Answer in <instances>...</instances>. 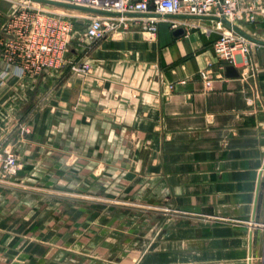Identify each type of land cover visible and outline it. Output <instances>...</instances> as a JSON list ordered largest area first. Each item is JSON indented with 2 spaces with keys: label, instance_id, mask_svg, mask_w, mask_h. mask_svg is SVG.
I'll return each mask as SVG.
<instances>
[{
  "label": "crops",
  "instance_id": "0c3cea01",
  "mask_svg": "<svg viewBox=\"0 0 264 264\" xmlns=\"http://www.w3.org/2000/svg\"><path fill=\"white\" fill-rule=\"evenodd\" d=\"M213 38L163 20L0 84V264H264V47L226 77Z\"/></svg>",
  "mask_w": 264,
  "mask_h": 264
},
{
  "label": "built area",
  "instance_id": "2783aa9c",
  "mask_svg": "<svg viewBox=\"0 0 264 264\" xmlns=\"http://www.w3.org/2000/svg\"><path fill=\"white\" fill-rule=\"evenodd\" d=\"M46 1L104 13L94 14L78 9L86 15L82 17L88 20L84 34L76 41L77 48L85 53L109 35L129 31L131 27L140 28L152 40L156 36L159 22L163 20H169L171 29L203 28L211 32H221L227 26L211 20L216 27L209 30V26L201 24L199 19H225L237 25V22L254 24L260 17L264 22V0ZM46 6L49 5L21 0L4 16L0 27V57L4 64L0 84L10 74L19 78H34L44 73H58L65 67L71 73H89L87 62L68 57L74 21L80 16L68 13L69 8L59 7L60 11H52ZM173 17L177 18L172 20ZM189 19L197 20L192 23ZM252 47V43L229 28L220 33L213 44V51L221 61V69L226 66L246 69L252 67L249 59ZM20 169L21 164L11 147L0 145V179L14 177Z\"/></svg>",
  "mask_w": 264,
  "mask_h": 264
},
{
  "label": "rangeland",
  "instance_id": "374dc122",
  "mask_svg": "<svg viewBox=\"0 0 264 264\" xmlns=\"http://www.w3.org/2000/svg\"><path fill=\"white\" fill-rule=\"evenodd\" d=\"M18 1H21V0L15 1V3L12 4V5H10V8H8V9H6V7L4 6V8L2 9L3 11H1L3 13V16H2L3 17V22H4V18H5L4 16L6 14H8L13 9L14 6H16L15 4H17ZM248 1H253V0H248ZM46 8H48L49 10H52V11H60L59 7H56V6L49 5V6H46ZM68 13H70L72 15H75V16H80L79 18L75 19V21H74V29H73L72 39H71V43H70V47H69L70 48L69 49L70 52L68 53V57L70 59H77L81 55L87 54L85 52H81V50H79L77 48L76 41H77L78 37H80V36H82L84 34V31H85L86 24H87L88 20L86 18H83L82 17V16H86V15L82 14V12L80 10H78V9L69 8L68 9ZM236 24H237L236 26L239 27L241 30H243L244 32H246L249 35H250V33L253 34V35H250V36L256 38V35H254V33H253L255 31L254 30V27H253V26H255V23L254 24H250V23H240V22H237ZM208 25H209V30H212L213 27H216L214 25V23H208ZM227 29H229V28L226 27V29H222L221 32L227 31ZM260 29H262V27H260ZM130 30L131 31L142 32L140 28L131 27ZM196 30H200L203 33L210 34V35H212L214 37L213 38L212 47H213L214 42L218 39V37H219V35L221 33L220 31H217V32H215V31L211 32V31H207V30L205 31V29H203V28H199V29H196ZM252 45H253V47L256 46L254 44H252ZM78 54H79V56H78ZM216 59L219 61V59L217 57H216ZM219 63L221 64V61H219ZM57 76H59V75L57 74Z\"/></svg>",
  "mask_w": 264,
  "mask_h": 264
},
{
  "label": "water",
  "instance_id": "95a60500",
  "mask_svg": "<svg viewBox=\"0 0 264 264\" xmlns=\"http://www.w3.org/2000/svg\"><path fill=\"white\" fill-rule=\"evenodd\" d=\"M30 1L36 2V3H40V4H44V5L56 6V7L80 9V10H83V11H86V12H89V13H94V14H104L103 12H100V11H97V10L87 9V8H83V7H76V6H73V5L66 4V3H59V2L46 1V0H30ZM211 20L220 21L222 24H224L225 26L231 28L237 34H239L242 37H244L250 43H252V44H254L256 46H259V47H264V40L257 39V38H254V37L250 36L249 34L244 32L243 30H241L239 27H237L236 25L231 24L229 21H227L225 19H217V18L216 19L213 18ZM224 72H225V76L226 77H237V76H239L238 71L233 66H226L224 68Z\"/></svg>",
  "mask_w": 264,
  "mask_h": 264
}]
</instances>
